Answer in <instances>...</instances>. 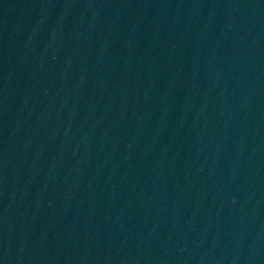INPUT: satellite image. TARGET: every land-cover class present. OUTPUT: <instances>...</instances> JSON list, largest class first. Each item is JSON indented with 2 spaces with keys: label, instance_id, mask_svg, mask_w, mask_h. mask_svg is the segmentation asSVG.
<instances>
[{
  "label": "water",
  "instance_id": "95a60500",
  "mask_svg": "<svg viewBox=\"0 0 264 264\" xmlns=\"http://www.w3.org/2000/svg\"><path fill=\"white\" fill-rule=\"evenodd\" d=\"M0 264H264V0H127L0 195Z\"/></svg>",
  "mask_w": 264,
  "mask_h": 264
}]
</instances>
